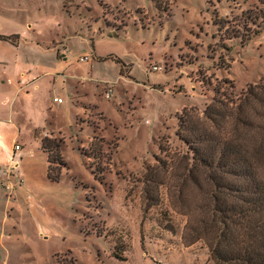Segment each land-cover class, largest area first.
Returning <instances> with one entry per match:
<instances>
[{"label": "rangeland", "instance_id": "374dc122", "mask_svg": "<svg viewBox=\"0 0 264 264\" xmlns=\"http://www.w3.org/2000/svg\"><path fill=\"white\" fill-rule=\"evenodd\" d=\"M0 2L48 38L67 41L72 60L84 53L97 58L92 72L78 62L70 68L69 81L84 71V88H92L81 99L95 101L83 130L61 118L72 136L64 143L69 172L85 189L66 177L71 189L56 187L39 206L34 192L31 201L24 195L17 202L5 184L6 200L17 203L7 207L5 221L0 215V264H214L204 239L184 238L187 223L206 216L203 189L149 182L180 169L184 109L202 112L217 94L236 101L248 84H264V0ZM259 26L247 41L235 37ZM62 90L72 104V89ZM170 182L179 179L172 175Z\"/></svg>", "mask_w": 264, "mask_h": 264}, {"label": "trees", "instance_id": "16d2710c", "mask_svg": "<svg viewBox=\"0 0 264 264\" xmlns=\"http://www.w3.org/2000/svg\"><path fill=\"white\" fill-rule=\"evenodd\" d=\"M261 31L259 26L252 35L235 37L247 41ZM177 136L186 148L176 164L180 169L171 173L179 184L170 182L168 171L164 176H151L149 184L156 181L181 190L192 183L203 189L204 200L199 205L206 216L188 222L184 238L189 243L204 239L214 264H264V84H248L236 101L217 94L202 112L196 107L184 109L178 118ZM42 139L49 154L48 178L59 182L69 177L81 187L76 173L69 172L63 140ZM78 150L91 157L81 147ZM157 160L168 168L166 160L159 156ZM149 205L146 202L145 211ZM96 235L105 237L100 229Z\"/></svg>", "mask_w": 264, "mask_h": 264}, {"label": "crops", "instance_id": "0c3cea01", "mask_svg": "<svg viewBox=\"0 0 264 264\" xmlns=\"http://www.w3.org/2000/svg\"><path fill=\"white\" fill-rule=\"evenodd\" d=\"M25 13L24 9L20 10ZM24 16L16 14L0 2V215L5 221L7 207L31 201L36 194L42 199L52 195L58 186H66L65 178L52 182L48 178L49 154L42 147V138L62 139L67 144L70 131H65L61 118L66 117L68 127L74 131L83 130L85 113L90 98L87 95V78L81 71L78 81H69L75 75L71 66L80 63L81 68L92 72L96 57L84 53L72 60L69 43L55 40L36 30ZM1 36L9 37L4 39ZM83 44V42H81ZM88 56V61L80 57ZM90 63L89 67L87 64ZM89 68L91 70H89ZM74 87V88H72ZM71 88L72 104L61 96L62 89ZM84 88V89H83ZM62 98L63 102H55ZM86 98V97H85ZM98 103V102H97ZM69 118V120H68ZM78 138L77 141H79ZM65 144V146H66ZM20 148H17V146ZM63 156L68 160L65 150ZM74 172V171H73ZM66 170H63V175ZM5 184L10 185L17 202L6 200ZM71 184H74L71 182ZM68 189L71 187L66 186ZM24 188V189H23ZM30 193L32 195H30ZM48 199H45L46 201ZM29 205V204H28ZM22 206V204H21ZM34 207L37 204L34 203ZM9 218V217H8ZM4 234H3V233ZM1 234L5 235L4 228Z\"/></svg>", "mask_w": 264, "mask_h": 264}, {"label": "built area", "instance_id": "2783aa9c", "mask_svg": "<svg viewBox=\"0 0 264 264\" xmlns=\"http://www.w3.org/2000/svg\"><path fill=\"white\" fill-rule=\"evenodd\" d=\"M89 60V57L88 56H83V57H80V61L84 62V61H88ZM155 69H161L162 67L161 66H154ZM113 95V88H108L105 92V97L106 98H111V96ZM55 102H58V103H62L63 102V99L62 98H55L54 99ZM17 148H20V146L18 145ZM7 188L8 189H11V186L10 185H7Z\"/></svg>", "mask_w": 264, "mask_h": 264}]
</instances>
